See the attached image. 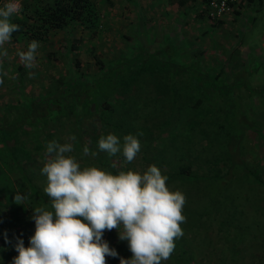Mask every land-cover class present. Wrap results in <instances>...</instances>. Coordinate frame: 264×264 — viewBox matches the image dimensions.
<instances>
[{
	"label": "trees",
	"instance_id": "16d2710c",
	"mask_svg": "<svg viewBox=\"0 0 264 264\" xmlns=\"http://www.w3.org/2000/svg\"><path fill=\"white\" fill-rule=\"evenodd\" d=\"M192 1L201 6L196 15L204 17L207 0ZM240 1L232 4L235 14ZM243 1L255 10L264 2ZM95 3L24 0L11 18L20 26L12 39L43 42L50 33L73 24L94 36ZM210 20L215 25L222 18ZM152 38L135 40L109 61L93 54L96 67L89 73L79 57L66 52L79 47L81 36L73 37L63 54L68 59L66 74L52 77L42 92L0 102V161L6 167L0 165V264H12L19 239L29 246L35 232L32 209L51 210L41 169L46 145L53 140L72 143L74 151L68 155L82 167L142 174L156 165L169 189L185 195L188 217L181 224L183 236L174 241V252L162 264H264V176L252 144L246 149L243 143L248 130L264 140V131L248 110L264 94V84L248 80L260 62L205 66L202 50L193 52L182 38L173 36L164 43ZM12 75L14 89L21 90L22 67ZM108 133L121 142L127 134L138 138L140 151L131 163L122 152L109 155L99 150L100 136ZM85 145L96 155H85ZM248 155L257 156L255 165ZM236 177L243 183L237 189L230 183ZM205 181L217 184L207 189ZM17 193L27 197L23 205L14 202ZM103 239L118 253L106 257V264L131 258L117 229L105 230Z\"/></svg>",
	"mask_w": 264,
	"mask_h": 264
},
{
	"label": "clouds",
	"instance_id": "9594fccd",
	"mask_svg": "<svg viewBox=\"0 0 264 264\" xmlns=\"http://www.w3.org/2000/svg\"><path fill=\"white\" fill-rule=\"evenodd\" d=\"M20 10V0H7L0 7V57L7 56L3 45L20 31V26L11 22ZM39 47V42L32 40L26 51L18 52L25 67L36 66ZM98 147L109 155L122 152L131 163L141 146L133 134L124 135L121 142L117 135L108 133L100 136ZM73 151L68 142L53 140L46 145L41 172L47 178L44 192L51 200V210L32 209L35 232L28 247L18 240V255L12 264H106V257L118 255L103 239L104 231L113 229L118 230L121 241H127L132 253L131 258L121 257L120 264H162L169 260L174 241L183 236L185 195L169 189L167 177L156 165L148 166L142 174L131 169L112 174L95 165L82 167L68 155ZM83 153L96 155L86 145ZM26 199L17 193L14 202L23 205Z\"/></svg>",
	"mask_w": 264,
	"mask_h": 264
},
{
	"label": "rangeland",
	"instance_id": "374dc122",
	"mask_svg": "<svg viewBox=\"0 0 264 264\" xmlns=\"http://www.w3.org/2000/svg\"><path fill=\"white\" fill-rule=\"evenodd\" d=\"M153 1L156 2V0H112V3H108L105 0H95L98 11L95 35L89 36L88 29L85 30L78 24L50 33L46 41L39 42L36 66L31 69L25 67L18 55L19 51L27 50L30 41L11 38L3 45L7 56L0 57V79L3 80V84H0V102L20 97L21 93L31 95L42 92L52 77L66 74L68 59L63 57L65 46L77 36L82 38L78 49L73 51L68 49L66 52L70 56L79 57L82 67L89 73H93L96 67L93 54H97L103 61H109L125 52L137 39H147L151 36L154 42L159 40L164 43L167 38L177 36L182 38L181 41H184L188 49H192L193 52L202 50L201 56L205 66L222 61L225 68L231 63L237 67L240 66V62L246 64L252 59L258 60L259 70L252 73L248 80L253 85L264 84L263 1L261 7L255 10L254 6L241 0L240 5L235 7L239 11L238 14L230 10L223 14L222 21L215 25H211L212 20L205 15L204 17L196 15L197 7L201 6L192 0H185L186 5L184 0L182 4L172 0V5H168L170 14L153 12L149 8ZM183 8L186 13L182 11ZM19 65L22 67V89L16 90L13 87L15 78L12 72ZM69 66L73 67L72 64ZM248 110L249 115L264 131V94L263 97H257L255 106ZM246 135L244 146L247 149V145L252 144L259 157L257 166L264 176V140L257 138L250 130ZM256 157L248 155L249 163L255 165ZM0 165L5 170L4 163L0 161ZM204 183L207 189H212L217 184L209 181ZM230 183H233L236 189L243 185L239 177L233 178ZM184 211L183 208L182 213L185 217ZM193 219L194 217L191 216L190 220Z\"/></svg>",
	"mask_w": 264,
	"mask_h": 264
},
{
	"label": "built area",
	"instance_id": "2783aa9c",
	"mask_svg": "<svg viewBox=\"0 0 264 264\" xmlns=\"http://www.w3.org/2000/svg\"><path fill=\"white\" fill-rule=\"evenodd\" d=\"M24 0H20V3ZM236 0H207L205 3V15L208 19H215L227 13L233 8V2ZM7 0H0L2 7Z\"/></svg>",
	"mask_w": 264,
	"mask_h": 264
},
{
	"label": "crops",
	"instance_id": "0c3cea01",
	"mask_svg": "<svg viewBox=\"0 0 264 264\" xmlns=\"http://www.w3.org/2000/svg\"><path fill=\"white\" fill-rule=\"evenodd\" d=\"M168 5L169 6L172 5V0H156V2L153 1L152 4H150L149 8H151L153 12L156 11L157 13H167V14L169 13L170 14L171 12H169V10H168ZM185 5H186V1H185ZM159 6H160V8H158ZM161 10H162V12H161ZM167 10H168V12H167ZM183 10L185 11L184 8H183Z\"/></svg>",
	"mask_w": 264,
	"mask_h": 264
}]
</instances>
